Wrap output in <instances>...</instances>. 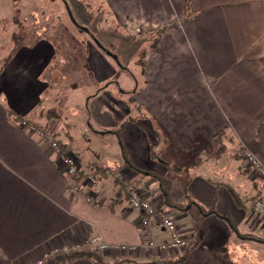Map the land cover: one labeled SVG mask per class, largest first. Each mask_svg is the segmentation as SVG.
<instances>
[{"label":"crops","instance_id":"0c3cea01","mask_svg":"<svg viewBox=\"0 0 264 264\" xmlns=\"http://www.w3.org/2000/svg\"><path fill=\"white\" fill-rule=\"evenodd\" d=\"M105 1L109 16L132 40L146 36L139 35L144 30L166 27L160 43L151 47L149 41L141 54L140 86L138 76L130 74L137 85L132 90L119 87L120 75L117 83L107 84L118 61L106 45L111 35L100 29L94 34L78 22L89 30L85 33L72 24L75 32L69 30L68 36L79 48L74 53H66L57 40L43 41L39 29L17 34L23 26L14 17L12 28L0 31V60L14 48L0 73V264H32L44 253L89 235L137 248L103 254L108 263L174 264L187 253L182 264H264V257L250 249L256 244L264 252V243L241 239L230 226L264 240V219L253 211L256 199L264 202V182L240 158L249 148L264 166V0H195L189 18L185 0ZM81 33L87 37L79 39ZM79 69L91 81V92L83 97L78 89L64 86L65 75L78 82ZM20 121L36 131L22 130ZM103 136L117 145L112 185L98 171L110 167L86 148ZM51 140L76 160L77 178H69ZM151 150L160 162L151 158ZM209 158L219 163L214 165L215 181L204 169ZM128 162L154 174L171 162L205 171V180L188 181L185 187L193 201L215 214L202 215L195 206L167 209L190 239L189 250L147 247L149 242H167L170 234L143 229L142 213L131 208L123 189L116 195L114 179L120 172L149 201L162 198L155 181ZM234 167L236 178L230 179ZM88 176L95 178L93 185ZM171 193L184 202V189L173 186ZM192 208L196 214L190 225ZM66 264L93 263L75 259Z\"/></svg>","mask_w":264,"mask_h":264},{"label":"rangeland","instance_id":"374dc122","mask_svg":"<svg viewBox=\"0 0 264 264\" xmlns=\"http://www.w3.org/2000/svg\"><path fill=\"white\" fill-rule=\"evenodd\" d=\"M66 5L69 7L74 19L79 23L86 24L92 33L96 34V32H99L101 30L102 34L105 36L111 35V38L107 40L108 43L106 42V45H108L109 51H113V53H115L113 57L115 56L116 59L119 60L118 66L124 68L123 70L121 69V72L119 74V87L127 90H132L133 88L135 89L137 85L136 81L129 77L131 73H133L135 76H138L137 82L138 86H140V57L145 50L149 49L150 40L147 36H140L138 39L132 40L131 36L128 33L124 32L122 28L118 26V24L112 19V17L109 16L105 0H0V31L12 28V26L14 25L12 18L14 17L23 26L21 31H16L17 34L23 33L28 35L31 32L35 33L36 30L39 29L43 37V41L47 40L49 42H52L53 40H57L59 44H61L62 46L64 45L66 53H74L79 48L76 47V42L72 41L68 36L69 30L71 32L75 31L71 26L72 22L66 10ZM81 37L85 38L87 37V35L81 33L80 37L78 38L82 39ZM81 54L82 52L80 53V55ZM127 62L128 66L126 65ZM75 73L76 71H74V73H72L71 75L76 77ZM78 74V76L80 77L78 82L75 80L68 81L70 75H65L64 86H72L73 89H78L77 93H79L80 96L83 97L87 94V92H91V81H88L89 83H87L86 78L83 77L84 73L82 72V69H79ZM75 108L77 107H75L74 105V109ZM104 145L107 146L104 147ZM116 146V143L112 141L110 136L95 137L86 145L87 150H90V156H92L96 160H103L108 165V167H110V171H108L105 175L106 178L103 179L104 177H101V179H103L102 181H106V183H110L111 185L113 183V173L116 170V166L114 165L113 160L115 156L114 148H116ZM241 153L242 151L240 152V156ZM63 154L69 156V154H66L64 152ZM164 158L167 159L166 157ZM157 161L160 162V160L158 159ZM208 162L209 163L205 164L204 169L207 173L210 172L207 175H210L211 180L215 181L214 179L216 178L217 170L214 169V165H219V163L216 159L211 160L210 158L208 159ZM171 163L173 164V162ZM210 164H212L214 169L212 172V169L209 167ZM161 167L164 169V172L158 174L169 179L172 183V187H179L180 189H184L188 181L195 179L205 180V177H207L205 171H202L201 169H199V167L192 170H190V168H182L183 170L180 171V173L171 170L168 166L165 167L164 165H162ZM236 171V167L230 169L228 173V176L230 175V179L236 178ZM166 172L168 176L165 175ZM119 174L122 175L124 180L127 181L122 173H117V176ZM127 183L129 184L128 181ZM189 184L190 182H188L187 184L188 187ZM228 188V186L225 187L227 192L229 191ZM153 203L162 205V203L158 201H153ZM190 211L191 213L188 214V224L190 223L191 225L192 223H194L193 215L196 214V209L192 208V210ZM254 247L256 249H254ZM250 249H252L251 251L253 252L260 253L264 257V252L259 248L258 245L255 244L254 246H251Z\"/></svg>","mask_w":264,"mask_h":264},{"label":"built area","instance_id":"2783aa9c","mask_svg":"<svg viewBox=\"0 0 264 264\" xmlns=\"http://www.w3.org/2000/svg\"><path fill=\"white\" fill-rule=\"evenodd\" d=\"M19 127L22 130H28L30 132L36 131L35 127L29 126L25 121H20ZM50 142L52 150L55 151L59 158L64 162L69 178L75 179L79 175V166L76 160L70 155L68 156L61 153L59 146L55 141L51 140ZM240 158L246 164V167H248L264 182V166L261 165L255 153L251 149L245 148L242 150ZM117 179L122 183V186L125 187L128 202L131 208L142 213L143 216L140 221L141 227L145 230L152 228L153 230L165 231L170 234V240L167 242L159 244L149 242L147 244L148 248L155 249L159 252L185 251L190 248V239L182 235L167 208L163 207L161 204H154L146 199L140 190L130 187L122 175L119 174ZM87 181L93 185L95 183V178L93 176H88ZM253 211L264 219V202L262 199H256L254 201ZM85 249H89L103 255L106 253L119 254L122 252H134L137 248L135 246L107 244L102 242L98 236L89 235L71 246H62L50 252L44 253L32 264H51L58 256L82 252Z\"/></svg>","mask_w":264,"mask_h":264},{"label":"trees","instance_id":"16d2710c","mask_svg":"<svg viewBox=\"0 0 264 264\" xmlns=\"http://www.w3.org/2000/svg\"><path fill=\"white\" fill-rule=\"evenodd\" d=\"M194 1L195 0H185L184 1L183 9H184L185 16L187 18H189L192 15V7H193V4H194ZM165 31H166V27L165 26H158L155 29L144 30V31L140 32V35H146L149 38L150 42H151V45H152L151 47H156L160 43L162 37L164 36ZM17 45H18V42L15 43V46H17ZM100 47L105 53L110 54V52L105 48V46L100 44ZM13 51H14V48L10 51V53L7 55L6 58L0 60V73L3 71V69L9 63V61H10V59L12 57ZM112 58H113V55H112ZM142 59H143V57L141 56L140 57V62L141 63H142ZM116 60L118 61V62H115V64L118 67V71L115 74V76L113 77V79L110 82H108L107 84H109V83H117V79L119 77L121 69H124L123 67H119L118 66L119 65V60L118 59H116ZM128 121H132V120L129 118ZM124 125H125V122H123L122 124L119 125V127L116 130V134H119L122 131ZM60 151H61V153H63L62 149ZM151 158L152 159H158L157 154L153 150H151ZM128 164H129L130 168L132 170H134L135 172L143 174V175H147V176L151 177L155 181V183L157 184L158 189H159V195L162 198L161 203H162L163 207H165L167 209H177V210H180V211H185L187 206H195L197 208V210L202 215L215 214V212L213 210L206 211L200 204H198L197 202L193 201L191 199V196L187 193V187L184 188V193H183L184 194V202L183 203H179L172 196V193H171V191H172V183H171V181L169 179H167V178H165V177H163L161 175L151 173V172H144L140 168H137V167L131 165L129 162H128ZM166 165H168L169 168L171 170H174V171H180L182 169V167L179 166L178 164H166ZM98 171L99 172L100 171L103 172L104 175H106L107 172H108L107 169L106 170L105 169H99ZM114 187L117 188L116 195H120L123 190L126 192L125 187L122 186V183L117 178L114 179ZM228 189H229L228 192H229L233 202L237 206H240L241 202H240V199H239L238 195L231 188H228ZM126 197H127V194H126ZM127 199H128V197H127ZM224 219L230 224L229 219H227V218H224ZM230 226H231L232 230L234 232H236L237 235L241 239L252 240V241H257V242L264 243V240L259 239V238L255 237V236H252V235L240 234V233H238V231L231 224H230ZM186 256H187V253H185V255H183L179 260L174 262V264H182L184 262V260L186 259ZM75 259H86V260L91 261L93 264H140V263H137L135 261L128 260V259L114 260L111 263H108V262L104 261V258H103V256L101 254L93 252V251H91L89 249H85L84 251L78 252V253H70V254H67V255L58 256V257H56L53 260V262L51 264H66V263H68V262H70L72 260H75Z\"/></svg>","mask_w":264,"mask_h":264},{"label":"water","instance_id":"95a60500","mask_svg":"<svg viewBox=\"0 0 264 264\" xmlns=\"http://www.w3.org/2000/svg\"><path fill=\"white\" fill-rule=\"evenodd\" d=\"M66 10H67V12H68V15H69V17H70V20H71L72 24H74V25H75L77 28H79L81 31H83V32H85V33H89V30H88L87 28H85V27L79 25V23L74 19V17L72 16L71 11H70V9H69V7H68L67 5H66ZM113 59L116 60V57L114 56ZM187 208H189V206H188Z\"/></svg>","mask_w":264,"mask_h":264}]
</instances>
